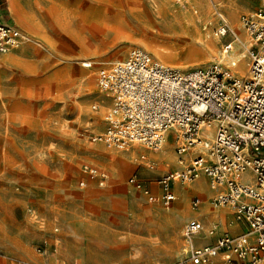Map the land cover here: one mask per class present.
Instances as JSON below:
<instances>
[{
  "label": "rangeland",
  "instance_id": "obj_1",
  "mask_svg": "<svg viewBox=\"0 0 264 264\" xmlns=\"http://www.w3.org/2000/svg\"><path fill=\"white\" fill-rule=\"evenodd\" d=\"M3 1L24 41L0 53V264H192L186 222L202 214L206 230L217 226L219 233L225 226L216 215L228 212V227L232 210L212 207L214 192L197 189L204 177L177 183L169 206L127 183L137 176L157 194V179L177 167L180 143L174 131L157 150H115L94 141L109 108L98 71L124 62L133 48L185 70L239 64L223 55L244 52L247 77L250 37L241 17L264 0ZM217 9L238 35L229 53L224 46L232 36L215 35ZM88 61L95 63L84 68ZM166 151L172 162L156 160ZM86 167L107 173L106 185ZM195 197L204 201L199 210L192 208Z\"/></svg>",
  "mask_w": 264,
  "mask_h": 264
},
{
  "label": "built area",
  "instance_id": "obj_2",
  "mask_svg": "<svg viewBox=\"0 0 264 264\" xmlns=\"http://www.w3.org/2000/svg\"><path fill=\"white\" fill-rule=\"evenodd\" d=\"M216 16L215 35L232 36L224 46L226 53L231 52L237 33L222 11L217 9ZM241 24L250 37L249 70L244 79L233 76L236 62L229 67L213 64L185 70L160 63L141 48L131 49L124 62L98 71L97 84L110 108L106 129L94 141L103 142L108 149L141 146L157 150L174 131L180 143L176 149L178 167L157 179V194L137 176L128 183L150 202L169 206L176 198L177 183L185 185L204 177L214 192L212 207H229L232 223L247 228L238 236L228 232L218 235L217 226L206 230L203 221L190 219L183 233L192 264H211L217 258L222 264H264V7L243 15ZM23 41L18 26L0 21L1 54L18 48ZM83 66L91 68L93 64ZM195 147L199 149L191 151ZM140 159L155 169L145 154ZM86 170L101 186L106 185L107 173L95 167ZM88 184L79 182L82 188ZM203 202L195 197L192 208L199 210ZM207 237H214L215 242L195 243Z\"/></svg>",
  "mask_w": 264,
  "mask_h": 264
},
{
  "label": "crops",
  "instance_id": "obj_3",
  "mask_svg": "<svg viewBox=\"0 0 264 264\" xmlns=\"http://www.w3.org/2000/svg\"><path fill=\"white\" fill-rule=\"evenodd\" d=\"M0 2L2 3V11H1V13H0V21H3V22H10V23H12V24H14V25H16V26H18L17 25V23L15 22V20L11 17V10H10V8H9V6H7V4L3 1V0H0ZM19 27V26H18ZM88 62H92V64H94L95 62L94 61H88ZM83 63H86V62H83ZM82 63V64H83ZM84 67V66H83ZM84 68H86V67H84ZM103 98H104V100L103 101H106V103H108L109 104V108H110V102H109V100L107 99V98H105V96L103 95ZM94 106V105H93ZM93 106H92V109H93ZM109 108H108V110H109ZM94 110V109H93ZM108 112V111H107ZM106 115H107V113H106ZM105 118H106V116H105ZM105 121V120H104ZM105 125H106V122H105ZM106 129V128H105ZM105 131V130H104ZM168 139H167V142H169V140H170V138H171V136L168 134ZM166 142V143H167ZM177 167H178V164H177ZM177 167L175 168V169H177ZM175 169H172V170H169V171H173V170H175ZM169 171H167V172H169ZM166 172V173H167ZM166 173H164V174H166ZM163 174V175H164ZM162 176V175H161ZM81 181V180H80ZM208 180L206 179V178H203V180H201L200 182H199V184H198V186H197V189L198 190H202V191H204V192H206L207 194H209L210 196L213 194V192H212V190H210V189H208V191H207V188H208V186H205L204 185V183L203 182H206L207 184H208V182H207ZM127 183H128V181H127ZM176 188H177V184L175 185V188H174V191L176 192ZM232 212V211H231ZM227 214H229L228 212H225V213H220L219 215H216V216H218L217 218H218V220L223 224V226H225L224 227V230H220V232L218 233V235L219 234H221L222 232H228L230 235H233V236H238V235H241V234H243V233H245L246 231H247V228H246V226H245V224H235V223H232V222H230V224L228 225V227H227V225L226 224H224V220H225V216L227 215ZM232 214H233V212H232ZM199 216H195V217H193V218H197V219H199V220H201V221H203L204 222V224H205V226H206V218L202 215V214H198ZM193 218H191V219H193ZM190 220V219H189ZM188 220V221H189ZM187 221V222H188ZM186 222V223H187ZM241 231H243L242 233H240ZM215 242V238L214 237H207L206 239H204L203 241H200V240H195V243L197 244V245H205V244H211V243H214ZM216 260H220V263L222 264V262H221V259L220 258H217V259H215V261ZM214 261V262H215ZM213 262V263H214ZM212 263V264H213Z\"/></svg>",
  "mask_w": 264,
  "mask_h": 264
},
{
  "label": "bare ground",
  "instance_id": "obj_4",
  "mask_svg": "<svg viewBox=\"0 0 264 264\" xmlns=\"http://www.w3.org/2000/svg\"><path fill=\"white\" fill-rule=\"evenodd\" d=\"M235 29L236 30H238V28H236L235 27ZM236 40H238V35H237V39ZM235 40V41H236ZM150 51H152L153 53H154V55H155V57H157L158 59H161L162 60V58H163V55L160 53V51L159 50H157V49H153V48H148ZM232 51H233V49H232ZM231 51V52H232ZM225 52V51H224ZM226 53V52H225ZM229 53V52H228ZM244 55H245V53L243 52V53H239V54H236V53H230V54H228V55H223V60H227V58L228 59H232V58H235L234 60H237V61H239V64H237L238 62H236V61H231L230 62V64H232V62H236V68H235V70H233V72H234V74H236V75H239V77H240V79H244V77H246V75H245V69H246V67L244 66ZM166 64L168 63L169 65H174V67L176 66V67H179V66H177V65H175V64H173V62H171V61H164ZM167 64V65H168ZM239 77H237V78H239ZM209 137H211V135H209ZM169 137H168V134L166 135V139H165V143L167 142V139H168ZM168 143V142H167ZM167 146V145H166ZM138 149V148H137ZM137 149L136 150H134L133 152L134 153H137ZM160 157H162V160L164 161V162H172V160H173V156H172V154H171V152L170 151H166V152H164L163 154H162V156H159L156 160H161V159H159ZM211 190V189H210Z\"/></svg>",
  "mask_w": 264,
  "mask_h": 264
}]
</instances>
